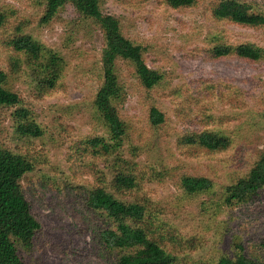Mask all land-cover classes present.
I'll return each instance as SVG.
<instances>
[{
	"label": "rangeland",
	"instance_id": "rangeland-1",
	"mask_svg": "<svg viewBox=\"0 0 264 264\" xmlns=\"http://www.w3.org/2000/svg\"><path fill=\"white\" fill-rule=\"evenodd\" d=\"M43 1L0 0V12L6 17L0 29V70L11 72L10 59L22 58L13 53L8 41L18 34H29L65 56L69 67L64 87L39 97L29 69L15 67L18 72L12 76L16 77L21 106L32 113L43 134L34 139L20 137L10 117L14 108L4 109L0 110V143L34 158V171L21 185L41 225L38 264H105L92 242L91 227L100 222L85 205L86 192L98 185L99 171L105 164L81 145L94 135L91 108L103 38L94 26L77 22L70 11L48 24L41 23ZM102 1L103 13L118 18L127 37L145 45L147 65L166 79L163 87L148 95L166 117V126L155 130L148 122L144 92L123 67L128 98L121 116L135 124L134 144L143 149L141 167L159 171L165 165L173 169L172 177L162 182L146 181L142 193H128L127 197L144 204L150 199L149 207L160 208V223L174 228L182 239L202 238L199 248L188 253L195 260L211 259L224 248L230 249L226 228L242 237L246 249L264 258V193L246 206L222 203V187L230 173L246 171L264 150V118L260 115L264 114V61H212L203 52L211 36L264 48V27L215 22L205 4L175 10L162 0ZM241 1L264 4V0ZM68 34L73 40L66 49L62 44ZM207 81L218 91L208 89L209 84L203 83ZM234 113L236 118L230 123L223 118H232ZM204 128L241 138L231 150L215 155L188 154L177 147V133ZM182 174L207 177L214 187L201 198L180 202L183 196L177 179ZM166 245L169 250L180 249L172 243ZM185 252L181 248L180 254L187 257Z\"/></svg>",
	"mask_w": 264,
	"mask_h": 264
},
{
	"label": "trees",
	"instance_id": "trees-1",
	"mask_svg": "<svg viewBox=\"0 0 264 264\" xmlns=\"http://www.w3.org/2000/svg\"><path fill=\"white\" fill-rule=\"evenodd\" d=\"M162 3L175 10L205 4L215 22L264 27V4L241 0H162ZM43 5L41 23L48 24L70 11L77 22L94 26L103 38L91 108L94 135L81 143L87 153L105 164L99 171L98 185L85 195L86 208L93 219L95 216L100 222L91 227L95 253L102 254L105 264H264V258L246 249L242 237L228 228L225 235L229 250L224 248L211 259L195 260L188 253L199 248L202 238L182 239L174 228L160 223V208L149 207L150 199H145L144 204L137 198L127 197L128 193L135 196L142 193L146 181L162 182L167 176L172 177L173 169L161 164L159 171L152 166L141 167L139 158L143 149L134 144L135 124L121 116L128 98L123 67L130 71L136 85L144 92L148 122L155 130L166 126V117L148 95L166 84L165 76L147 65L145 45L127 37L118 18L103 13L102 0H44ZM5 21V15L0 12V29ZM67 36L62 44L66 49L73 40L71 34ZM206 44L203 52L212 61L229 58L251 63L264 61V48L252 42L232 43L226 37L211 36ZM8 46L22 58L10 59L11 72L0 70V110L14 108L10 117L17 135L40 138L42 128L32 113L21 106L14 85L16 77L12 75L20 67L29 69L34 89L41 97L64 87L69 63L61 52L29 34L14 36ZM207 88L218 91L213 84ZM230 90L239 93L237 89ZM230 90L229 94H233ZM260 115L264 118V114ZM223 118L230 123L235 120L236 113L232 118L226 115ZM227 134L208 128L184 131L177 133L176 144L188 154L215 155L231 150L241 138ZM33 159L31 155L15 153L0 143V264H38L37 238L41 225L32 214L21 185L23 178L34 171ZM177 180L183 196L178 199L180 202L184 198H201L214 187L209 178L200 175L182 174ZM222 189V203L229 207L246 206L259 200L264 193V150L246 171L231 172ZM166 243L180 249L169 250ZM181 248L187 257L180 254Z\"/></svg>",
	"mask_w": 264,
	"mask_h": 264
}]
</instances>
